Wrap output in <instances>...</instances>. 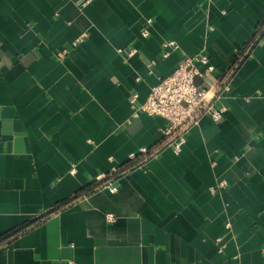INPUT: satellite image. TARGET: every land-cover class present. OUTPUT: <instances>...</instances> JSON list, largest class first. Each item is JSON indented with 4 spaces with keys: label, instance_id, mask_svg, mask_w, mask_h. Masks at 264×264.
Returning <instances> with one entry per match:
<instances>
[{
    "label": "crops",
    "instance_id": "crops-1",
    "mask_svg": "<svg viewBox=\"0 0 264 264\" xmlns=\"http://www.w3.org/2000/svg\"><path fill=\"white\" fill-rule=\"evenodd\" d=\"M244 47L226 112L181 152L164 117L127 122L185 55L214 79ZM114 168L117 190L95 188ZM33 220L0 264H264V0H0V238Z\"/></svg>",
    "mask_w": 264,
    "mask_h": 264
},
{
    "label": "built area",
    "instance_id": "built-area-1",
    "mask_svg": "<svg viewBox=\"0 0 264 264\" xmlns=\"http://www.w3.org/2000/svg\"><path fill=\"white\" fill-rule=\"evenodd\" d=\"M154 18L149 17L146 20L145 27L142 30L144 36L150 34L151 26L154 24ZM85 39V33L78 36L73 44L77 46ZM178 44L175 40L168 39L162 44V55L168 56L172 48ZM239 50L238 58L231 64L228 70H223L213 79V73L217 70L211 62L208 53L200 51L196 55H185L179 62L177 68L168 76L162 77L160 81L151 88L146 99L140 100L139 93L135 92L130 96L132 105V115L127 120L132 123L142 113L162 116L167 123L163 126V145L171 147L175 152L182 151L184 143L187 141V135L192 127L203 114H210L214 120L222 118L227 110V106L219 103L221 93L229 88L230 76L236 71L242 61L248 48ZM126 56L132 55L136 48L127 50L120 49ZM67 50H61L57 53L58 57L66 55ZM198 77L201 82H198ZM211 78L213 81L208 85L203 84V80ZM155 152L147 146H142L129 153V159L133 162H139L140 157L156 155ZM71 172L76 171L75 164H72ZM114 168L111 172H99L96 175L95 188H107L111 191L117 190L115 182ZM225 185L221 182L218 187H213V191L220 190ZM113 214H108V219L113 220Z\"/></svg>",
    "mask_w": 264,
    "mask_h": 264
},
{
    "label": "trees",
    "instance_id": "trees-1",
    "mask_svg": "<svg viewBox=\"0 0 264 264\" xmlns=\"http://www.w3.org/2000/svg\"><path fill=\"white\" fill-rule=\"evenodd\" d=\"M92 190V188L90 187L88 191ZM87 191V190H86ZM33 223H35V220L29 222L28 224L17 228L15 230H13L12 232L6 234L4 237L0 238V243L3 242L4 240H7L8 238L12 237L13 235L19 234L21 232H23L24 230H26L28 227H30Z\"/></svg>",
    "mask_w": 264,
    "mask_h": 264
}]
</instances>
